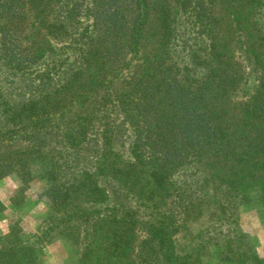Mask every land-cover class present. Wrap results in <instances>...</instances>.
<instances>
[{"label": "trees", "instance_id": "1", "mask_svg": "<svg viewBox=\"0 0 264 264\" xmlns=\"http://www.w3.org/2000/svg\"><path fill=\"white\" fill-rule=\"evenodd\" d=\"M262 7L264 0H0L1 67L49 87L16 106L0 93V180L17 172L23 191L42 179L50 202L36 234L25 237L13 222L0 237V264H43L45 245L59 239L75 247V264H202L220 241L223 262L264 264L234 220L253 195L264 204ZM242 28L257 84L234 100L244 77L225 35L234 30L240 43ZM179 45L185 64L173 57ZM196 163L209 169L202 181L176 187L179 169ZM210 182L226 191L213 203L221 218L190 241L209 235L204 245L185 246L176 237L181 221L208 199Z\"/></svg>", "mask_w": 264, "mask_h": 264}, {"label": "rangeland", "instance_id": "2", "mask_svg": "<svg viewBox=\"0 0 264 264\" xmlns=\"http://www.w3.org/2000/svg\"><path fill=\"white\" fill-rule=\"evenodd\" d=\"M260 11V31L264 33V7H262ZM185 29L186 28H182L178 31L180 32L179 35L182 37L181 42H184L186 40L185 38H189L190 41L188 44L189 47H191L194 42ZM242 29L244 34L240 37V43H238L239 36L235 34L234 30H230L225 35L226 45L230 47L231 53L235 56L239 74L244 77L241 89L238 94L234 96V100L238 98H241V100L248 98V94H252L257 84L255 80L256 74L253 71L251 62L253 58H249L250 53L247 51V49L250 48L248 44V30ZM173 57L181 64H185V61L189 60L185 47H181L180 45L175 48ZM34 76L24 74L14 75L3 69L0 65V93L5 95L6 99L8 98L10 103L14 106L23 101L27 102V99L30 97L41 96V93H47L49 91L48 85L43 84L41 79H36ZM1 120H3V117H0V121ZM130 134L129 130L122 132L121 144L125 146V149L130 143ZM6 145L7 149L23 148V146L24 148L28 147L25 146V143L21 145H11V143H8ZM50 149L51 146L48 147L46 151ZM119 149L121 148L119 147ZM208 170V168L198 163L186 165L179 169L173 177V180L176 181V187H181L188 182L191 186H194L197 181H202L203 172H207ZM45 185L46 182L44 180L37 178L30 184L28 190L22 191L21 178L17 172H13L0 180V202L3 204L0 207V237L9 233L10 226L13 222L20 223L25 237L32 236L38 232L42 221L50 213V202L41 197ZM103 186H108L111 189L115 185H113L111 181V183L104 182ZM203 192L208 195V199L196 201V203L190 207L188 210L189 213L184 216L185 221H181L183 227L176 235L185 246H191L200 242L204 245L209 235L203 236V240H197L195 243H191L190 241L194 236L204 235L207 230H212L215 225L218 224L219 218H221L217 213L218 207L213 203L219 200L218 196L226 194L225 189H218L215 182H210L206 185V188L203 189ZM211 197H213V199L209 200ZM199 205L201 206L197 208ZM196 209L200 210L195 212ZM201 211L203 213L199 215ZM234 220H236V226L240 234L247 236L252 249H254L261 258H264V204L259 201L257 194L253 195L252 199L247 202H240L237 217L234 218ZM232 235H236L235 241H238V239L240 240L239 236H237V232L232 233L230 236ZM221 244L223 245L224 241H220V245L218 246L210 245L206 248L202 256V264H233L230 263L229 260L225 262L222 261L225 255L223 254L224 247H222ZM247 246L248 245H245V247ZM232 248L237 250L236 245L232 246ZM232 248L229 250H233ZM78 260V252L67 239L55 240L45 245L42 251L43 264H75Z\"/></svg>", "mask_w": 264, "mask_h": 264}]
</instances>
